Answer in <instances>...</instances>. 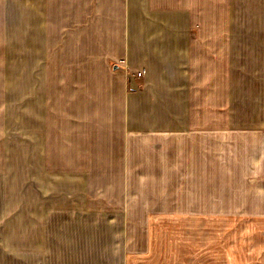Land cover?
I'll return each instance as SVG.
<instances>
[{
	"label": "crops",
	"instance_id": "0c3cea01",
	"mask_svg": "<svg viewBox=\"0 0 264 264\" xmlns=\"http://www.w3.org/2000/svg\"><path fill=\"white\" fill-rule=\"evenodd\" d=\"M212 197L264 264V0H0V264H216Z\"/></svg>",
	"mask_w": 264,
	"mask_h": 264
},
{
	"label": "rangeland",
	"instance_id": "374dc122",
	"mask_svg": "<svg viewBox=\"0 0 264 264\" xmlns=\"http://www.w3.org/2000/svg\"><path fill=\"white\" fill-rule=\"evenodd\" d=\"M142 77V76H141ZM26 141H28V138H25ZM97 182V180H96ZM117 191H121V194H123V192L125 191L122 187H117ZM94 189V190H93ZM122 189V190H121ZM144 189L143 186H130V192L133 191V194L136 198V201H134L133 203L136 204V208L139 211H134V216L135 218H138L137 220L143 221L146 220V217H148V215L145 212V210H143V207L145 208V206H148L150 204V206L152 208H154L155 203L152 202H147V201H143V199H150L151 197H143V192L142 190ZM92 190L98 193H104L106 195V197H104L107 200H113V204L114 205H118L120 206H127L129 207V211H130V197H126L127 201H122V199H125V197H112V194L116 193L117 191H112V190H116L114 189V187H108L107 185H101V184H90L87 186V191H91ZM95 198V197H93ZM163 197H154V199H162ZM177 198H183L184 201H182V207L184 208V210L186 208H197L199 206L198 209H201L203 206H206V202L203 201H197V202H193L194 199L200 198L201 197H173V199H177ZM206 198V197H204ZM215 201H214V209L215 212L213 213V216L211 217V220L213 221V225L215 227V233H214V237H215V246H216V250H215V254H216V264H223V257H224V261L225 263L229 262L226 261L227 259H230V261L234 264H240L243 261V255H242V246L243 244H240V232H239V226H240V221L238 219V211L242 210V212L244 211L243 208H246V210H250L251 212H254V210H256V206L258 203H260V197H212ZM211 198V199H212ZM192 199V200H191ZM191 200V201H190ZM243 202H242V201ZM132 203V204H133ZM244 203V205H243ZM262 204H264L263 202H261ZM158 205V204H157ZM243 205V207H242ZM242 207V208H241ZM144 213V214H143ZM121 214V213H120ZM184 220L186 218H190L192 216L187 215L185 212L182 213ZM193 216H196L195 214H193ZM145 217V219H144ZM197 217V216H196ZM157 218V217H156ZM151 219V218H150ZM128 220H130V213L128 214ZM135 220V221H137ZM156 222V220H154ZM129 226H130V221L128 222ZM174 222L172 223H167L166 226H163L164 229L170 230L172 231V229L167 228L169 225L173 226ZM244 224V223H243ZM161 225V224H160ZM258 225H264L263 223H258ZM258 225H254V224H250L249 222V226L253 227V230H249V227H247V231H245V237H247V240L250 241L253 240L254 238V233L256 232L255 227ZM230 230L231 233L228 234L226 233V231ZM158 236V234H156ZM242 236V235H241ZM228 237L230 238L231 244H230V251H228L226 249L223 248V246L226 247V242L229 241ZM225 241V242H224ZM249 241V242H250ZM219 258L220 261H218L217 259ZM227 258V259H226ZM115 263H121V258L118 256V258L116 257L115 259Z\"/></svg>",
	"mask_w": 264,
	"mask_h": 264
},
{
	"label": "built area",
	"instance_id": "2783aa9c",
	"mask_svg": "<svg viewBox=\"0 0 264 264\" xmlns=\"http://www.w3.org/2000/svg\"><path fill=\"white\" fill-rule=\"evenodd\" d=\"M136 75L139 76V77H141L143 75V72H141V71L140 72H137Z\"/></svg>",
	"mask_w": 264,
	"mask_h": 264
},
{
	"label": "water",
	"instance_id": "95a60500",
	"mask_svg": "<svg viewBox=\"0 0 264 264\" xmlns=\"http://www.w3.org/2000/svg\"><path fill=\"white\" fill-rule=\"evenodd\" d=\"M115 69H120V66H115Z\"/></svg>",
	"mask_w": 264,
	"mask_h": 264
}]
</instances>
